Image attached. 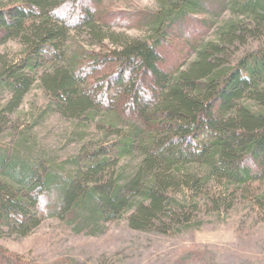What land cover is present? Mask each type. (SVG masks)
I'll return each instance as SVG.
<instances>
[{
  "label": "trees",
  "instance_id": "obj_1",
  "mask_svg": "<svg viewBox=\"0 0 264 264\" xmlns=\"http://www.w3.org/2000/svg\"><path fill=\"white\" fill-rule=\"evenodd\" d=\"M157 1L156 11L122 16L108 13L102 0H15L0 6V44L17 38L25 49L20 60L0 69V92L12 95L7 112L49 64L40 76L52 97L49 107L88 119L104 111L118 136L85 146L64 163L30 145L14 151L0 145V229L26 236L52 218L75 233L96 236L128 214L135 230L167 232L173 223L190 221L199 201L213 200L220 208L234 195L232 187H264V48L234 64L229 49L249 33L264 32V0H231L235 19L209 40L205 34L226 10V0ZM207 13L209 18H195ZM118 25L147 35L100 30ZM72 31L112 47L68 54ZM178 39H185L187 50L176 48ZM170 50H177L173 62ZM126 159L133 164H124ZM0 264L34 263L0 246ZM182 264L212 263L195 251Z\"/></svg>",
  "mask_w": 264,
  "mask_h": 264
},
{
  "label": "rangeland",
  "instance_id": "obj_2",
  "mask_svg": "<svg viewBox=\"0 0 264 264\" xmlns=\"http://www.w3.org/2000/svg\"><path fill=\"white\" fill-rule=\"evenodd\" d=\"M11 1L15 0H0V6ZM230 2L226 0V10L212 21L214 24L205 39H214L218 29L235 19ZM101 5L115 16L156 11L159 7L157 0H102ZM205 17L209 18V14L195 16L198 20ZM100 30L134 38L147 35L143 29L119 25ZM251 35L249 33L243 43L236 40L230 44L231 64L250 51L264 48V32L256 37ZM68 39V54L81 56L86 50L106 52L112 47L109 41L105 42L106 47H100L85 31H72ZM176 43V48L186 49L185 39H178ZM170 51L167 57L173 62L177 50ZM24 52L20 39L1 43L0 69L20 60ZM47 60L52 63L51 58ZM48 67L49 64L39 68L30 90L12 112L6 110L12 100L11 93L0 92V114L7 113L8 119L1 125L0 145L10 151L22 144L30 145L46 158L64 163L85 146L116 139L117 128L108 124L109 116L104 111H96L88 119L64 115L59 109L49 107L51 94L40 81L42 71ZM126 162L133 164L130 159L123 161ZM210 186L215 192L219 189L216 182ZM263 189L260 184L240 190L232 187L234 195L223 200L220 208L213 200L199 201L198 210L190 221L173 223L167 232L135 230L128 224V214L109 222L105 232L96 236L75 233L64 222L50 218L26 236L0 229V246L34 264H55L65 258L73 259L75 264H182V260L195 251L205 253L212 264H264V201L260 199ZM214 196L212 199L217 198ZM229 204L232 206L228 207Z\"/></svg>",
  "mask_w": 264,
  "mask_h": 264
}]
</instances>
